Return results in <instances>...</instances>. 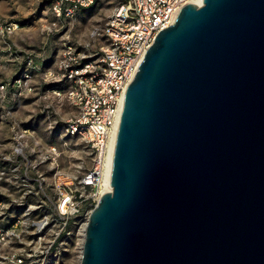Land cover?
Listing matches in <instances>:
<instances>
[{"label":"water","instance_id":"1","mask_svg":"<svg viewBox=\"0 0 264 264\" xmlns=\"http://www.w3.org/2000/svg\"><path fill=\"white\" fill-rule=\"evenodd\" d=\"M79 264H264V0L188 3L127 86Z\"/></svg>","mask_w":264,"mask_h":264},{"label":"rangeland","instance_id":"2","mask_svg":"<svg viewBox=\"0 0 264 264\" xmlns=\"http://www.w3.org/2000/svg\"><path fill=\"white\" fill-rule=\"evenodd\" d=\"M112 10V0H99L48 33L52 18L45 3L0 0V264H79V224L71 222L70 235L47 254L33 226L47 218V239L57 231V178L76 179L92 164L88 147L65 135L74 111L44 73L67 42L93 44L91 32L104 27Z\"/></svg>","mask_w":264,"mask_h":264},{"label":"built area","instance_id":"3","mask_svg":"<svg viewBox=\"0 0 264 264\" xmlns=\"http://www.w3.org/2000/svg\"><path fill=\"white\" fill-rule=\"evenodd\" d=\"M36 1L48 6L52 18L47 29L50 33L52 28L56 31L69 25L80 10L99 0ZM112 2L113 10L104 27L91 32L93 44L67 42L53 68L44 73V81L58 87L56 96L63 91L74 111L65 123V135L81 140L88 147L92 160L90 169L78 178H57L54 204L57 231L47 239L48 219L33 224L39 234L38 244L43 246L42 251L46 254L60 245L61 237L70 235L68 227L71 222L79 224L83 234L91 210L106 192L101 193V188L105 179L109 181L114 139L127 86L156 35L174 22L182 7L188 3L201 5L202 0ZM97 39L104 44L95 46ZM18 82L15 80L13 86ZM4 88L0 87L1 90Z\"/></svg>","mask_w":264,"mask_h":264},{"label":"bare ground","instance_id":"4","mask_svg":"<svg viewBox=\"0 0 264 264\" xmlns=\"http://www.w3.org/2000/svg\"><path fill=\"white\" fill-rule=\"evenodd\" d=\"M106 180H107V179H105V184H104L103 187L101 188V193L109 190L108 182H107ZM82 239H83V238H82Z\"/></svg>","mask_w":264,"mask_h":264}]
</instances>
